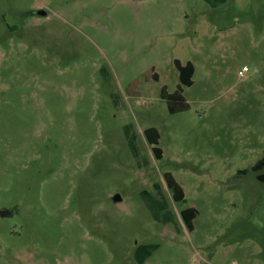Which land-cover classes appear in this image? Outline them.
<instances>
[{
  "label": "rangeland",
  "instance_id": "374dc122",
  "mask_svg": "<svg viewBox=\"0 0 264 264\" xmlns=\"http://www.w3.org/2000/svg\"><path fill=\"white\" fill-rule=\"evenodd\" d=\"M263 157L264 0H0V264H264Z\"/></svg>",
  "mask_w": 264,
  "mask_h": 264
},
{
  "label": "trees",
  "instance_id": "16d2710c",
  "mask_svg": "<svg viewBox=\"0 0 264 264\" xmlns=\"http://www.w3.org/2000/svg\"><path fill=\"white\" fill-rule=\"evenodd\" d=\"M206 1L209 4H211L213 7H218L219 5L227 2V0H206ZM187 71H188V69H187ZM155 77L157 78L156 75H155ZM183 81H184V79H183ZM190 83L191 82H187V84H190ZM139 84H140V82L136 81L133 83V86L135 87L136 85H139ZM163 95H164V99L168 101V107H169L170 112H172V113L180 112V111H186L190 108L189 104L186 102L185 98L183 97L182 92L179 90H177V92L172 94V95H168V94L166 95V91L164 90ZM125 131L127 133L128 142H129V146L131 148V151H132L134 157L138 158L139 157V148L137 146L136 137L134 135H132V136L129 135V133H128L129 127H126ZM145 136L147 137L148 141L152 145H158L159 144L161 136H160V133L158 132L157 129H155V128L147 129L145 131ZM154 151H155L156 157L158 159H161L160 155H161L162 150L158 147H155ZM263 169H264V157L256 163V165L253 167V171L258 172V171H261ZM259 178L264 180L263 175H260ZM166 182H167L168 188L173 193L174 199L177 202L183 201L185 198V193H184L183 188L180 186V184L177 183L176 180L173 179V177H171L170 175L166 176ZM160 206L161 207L163 206V208L166 209L168 205L162 199L160 201ZM196 214H197V211L194 208H189V209L182 211V214H181L182 218L188 227L192 226V221L194 220ZM171 219H172V216L168 212V215H166L164 217V220H162V222L165 224H168L172 221ZM157 248H158L157 246H152V247L145 246L142 249L138 250L137 258H138L140 264H143V262H145Z\"/></svg>",
  "mask_w": 264,
  "mask_h": 264
},
{
  "label": "water",
  "instance_id": "95a60500",
  "mask_svg": "<svg viewBox=\"0 0 264 264\" xmlns=\"http://www.w3.org/2000/svg\"><path fill=\"white\" fill-rule=\"evenodd\" d=\"M34 14L37 16H40V17H46L47 16V12L45 10L36 11ZM114 201L115 202L121 201L120 196H115ZM10 214H11V212L5 210V211H1L0 216L6 217V216H9Z\"/></svg>",
  "mask_w": 264,
  "mask_h": 264
},
{
  "label": "built area",
  "instance_id": "2783aa9c",
  "mask_svg": "<svg viewBox=\"0 0 264 264\" xmlns=\"http://www.w3.org/2000/svg\"><path fill=\"white\" fill-rule=\"evenodd\" d=\"M248 71L247 67H244L240 72H239V76L242 77L244 76V74Z\"/></svg>",
  "mask_w": 264,
  "mask_h": 264
}]
</instances>
